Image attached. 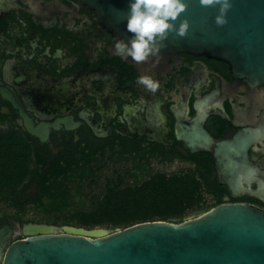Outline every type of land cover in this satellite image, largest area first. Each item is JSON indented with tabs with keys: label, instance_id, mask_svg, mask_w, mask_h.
<instances>
[{
	"label": "flooded vegetation",
	"instance_id": "obj_1",
	"mask_svg": "<svg viewBox=\"0 0 264 264\" xmlns=\"http://www.w3.org/2000/svg\"><path fill=\"white\" fill-rule=\"evenodd\" d=\"M116 40L72 0H0V130L18 131L36 154L32 176L13 192L0 191L2 254L25 237L24 224L55 225L37 206L45 200L39 182L51 168L83 165L89 154L104 161L92 185L105 179L106 165L110 173L132 168L126 181H135L158 171L156 163L178 162L185 164L179 170L210 171L223 202L264 209L258 197H232L211 154L188 147L198 128L217 141L260 127L247 155L260 171L251 187L256 178L264 184V83L236 75L221 59L185 51L126 61L114 54ZM140 75L158 80V90L137 85Z\"/></svg>",
	"mask_w": 264,
	"mask_h": 264
},
{
	"label": "water",
	"instance_id": "obj_2",
	"mask_svg": "<svg viewBox=\"0 0 264 264\" xmlns=\"http://www.w3.org/2000/svg\"><path fill=\"white\" fill-rule=\"evenodd\" d=\"M72 1L89 8L114 38L128 40V0ZM186 3L180 14L188 23L186 35L170 32L160 42V53L185 51L221 59L236 75L264 83V0H231L221 26L214 20L218 7L202 6L199 0ZM27 126L35 133L29 120ZM262 133L260 127L248 128L216 141L198 128L188 147L211 154L219 182L232 197L247 193L264 201L259 196L263 182L256 178L257 186L251 187L260 171L247 155L248 145ZM61 229L24 224L25 237L10 243L3 254L0 239V264H264V209L244 202L224 201L180 222L155 219L116 230Z\"/></svg>",
	"mask_w": 264,
	"mask_h": 264
},
{
	"label": "trees",
	"instance_id": "obj_3",
	"mask_svg": "<svg viewBox=\"0 0 264 264\" xmlns=\"http://www.w3.org/2000/svg\"><path fill=\"white\" fill-rule=\"evenodd\" d=\"M35 157L33 146L21 133L0 130V191L13 192L32 176L36 170ZM83 161L81 166L78 161L74 162L73 170L51 168L39 182L45 200L37 206L47 218L63 219L79 226L116 229L155 219L180 222L223 202L216 193V178H211L210 171L158 170L142 180L126 181L128 175L134 174L127 166L106 174L99 192L87 202L83 197L84 188L97 182L95 170L104 161L93 154Z\"/></svg>",
	"mask_w": 264,
	"mask_h": 264
},
{
	"label": "clouds",
	"instance_id": "obj_4",
	"mask_svg": "<svg viewBox=\"0 0 264 264\" xmlns=\"http://www.w3.org/2000/svg\"><path fill=\"white\" fill-rule=\"evenodd\" d=\"M199 3L218 7V14L214 17L218 26L227 22L226 13L232 6L231 0H199ZM186 8V0H128L125 29L130 36L127 41L114 42V54L126 61L130 58L134 63L158 57L164 46L160 42L166 40L170 32L178 36L186 35L187 20L180 18ZM136 83L152 93L160 87V82L151 75L138 76Z\"/></svg>",
	"mask_w": 264,
	"mask_h": 264
},
{
	"label": "rangeland",
	"instance_id": "obj_5",
	"mask_svg": "<svg viewBox=\"0 0 264 264\" xmlns=\"http://www.w3.org/2000/svg\"><path fill=\"white\" fill-rule=\"evenodd\" d=\"M155 166V170H161L163 172H167V173H170V172H173V171H177L179 170L180 168H182L183 166H185L184 163H178V162H173L171 164H161V163H156L154 164ZM110 170H111V166L109 165H106L104 166V168L101 170V174L104 175V174H108L110 173ZM102 180H103V176L100 177V181L98 184H95V185H92L91 187H85L84 188V199H86L87 202H91L92 200V196L94 193L97 194V192L100 190V187H101V183H102ZM189 217H194V216H189ZM188 217V218H189ZM55 223V225L58 227L59 231H61L62 229V226H65V225H73V226H77V227H83V228H87V229H90V228H94V227H104V228H107L108 230H116L114 228H109V227H106V226H94V227H87V226H79L75 223H67V222H64L63 219H60V220H55L53 221Z\"/></svg>",
	"mask_w": 264,
	"mask_h": 264
}]
</instances>
